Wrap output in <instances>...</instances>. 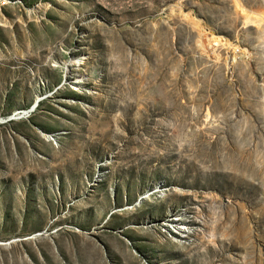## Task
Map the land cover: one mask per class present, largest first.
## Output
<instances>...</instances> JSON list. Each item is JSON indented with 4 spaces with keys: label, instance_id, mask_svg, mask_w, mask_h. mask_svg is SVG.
Returning a JSON list of instances; mask_svg holds the SVG:
<instances>
[{
    "label": "rangeland",
    "instance_id": "1",
    "mask_svg": "<svg viewBox=\"0 0 264 264\" xmlns=\"http://www.w3.org/2000/svg\"><path fill=\"white\" fill-rule=\"evenodd\" d=\"M12 115L0 264H264V0H0Z\"/></svg>",
    "mask_w": 264,
    "mask_h": 264
},
{
    "label": "water",
    "instance_id": "2",
    "mask_svg": "<svg viewBox=\"0 0 264 264\" xmlns=\"http://www.w3.org/2000/svg\"><path fill=\"white\" fill-rule=\"evenodd\" d=\"M34 107H35V105H34ZM34 107L33 108H31V112H32V110L34 109ZM29 112V111H28ZM15 116L14 115H12V116H10V117H8L6 120H2L4 123H6V121H12V120H15Z\"/></svg>",
    "mask_w": 264,
    "mask_h": 264
},
{
    "label": "bare ground",
    "instance_id": "3",
    "mask_svg": "<svg viewBox=\"0 0 264 264\" xmlns=\"http://www.w3.org/2000/svg\"><path fill=\"white\" fill-rule=\"evenodd\" d=\"M36 102L38 101V99L35 100ZM0 123H4L2 120H0Z\"/></svg>",
    "mask_w": 264,
    "mask_h": 264
}]
</instances>
